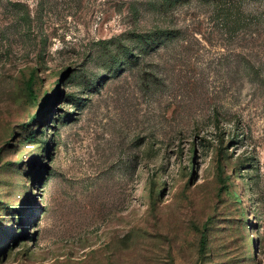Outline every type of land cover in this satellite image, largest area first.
Returning <instances> with one entry per match:
<instances>
[{"label": "rangeland", "instance_id": "obj_1", "mask_svg": "<svg viewBox=\"0 0 264 264\" xmlns=\"http://www.w3.org/2000/svg\"><path fill=\"white\" fill-rule=\"evenodd\" d=\"M0 264H264V0H0Z\"/></svg>", "mask_w": 264, "mask_h": 264}, {"label": "trees", "instance_id": "obj_2", "mask_svg": "<svg viewBox=\"0 0 264 264\" xmlns=\"http://www.w3.org/2000/svg\"><path fill=\"white\" fill-rule=\"evenodd\" d=\"M202 240L205 241V236L204 235L202 236Z\"/></svg>", "mask_w": 264, "mask_h": 264}]
</instances>
